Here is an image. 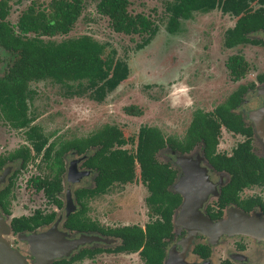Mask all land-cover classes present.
Wrapping results in <instances>:
<instances>
[{
  "label": "trees",
  "instance_id": "16d2710c",
  "mask_svg": "<svg viewBox=\"0 0 264 264\" xmlns=\"http://www.w3.org/2000/svg\"><path fill=\"white\" fill-rule=\"evenodd\" d=\"M10 1L0 0V47L15 55L0 74V115L12 127L26 129L28 144L20 145L7 156L0 157V167L6 160L17 159L19 169L14 170L12 175L15 177L28 162L40 155L51 171L50 176L35 175L27 181L35 191H42L47 202L60 208L62 202L56 193L62 188L63 155L70 150L77 155L86 154L80 165L93 170V186L73 191L78 209L65 217L63 227L118 238V244L104 251H139L144 264H152L154 251L157 258L162 256L158 251L164 248V239L171 235V213L180 202L179 195L168 189L174 179V170L157 159L160 150L168 147L183 152L200 141L209 163L215 169H225L231 174L227 188L239 189L264 180V162L251 152V128L234 111L248 90L264 82V72L255 74L254 81L238 84L210 111L195 109L181 139L165 136L156 127L141 125L134 140L129 141L133 143V149L129 150L123 147L128 140L121 130L115 125L104 124L82 137L58 143L48 141L31 124L33 118L27 112L30 82L51 79L64 84L76 81L77 88L72 94H86L95 101H101L127 77L128 68L123 60L110 55L102 56L103 46L87 35L59 42L49 39L70 31L84 0H29L14 24L6 19ZM128 3L129 0H97L95 10L107 18L113 32L141 36L137 44V48H141L153 36L156 26L141 13L130 14L127 11ZM214 8L234 17L232 26L223 32L222 44L225 48L239 44L264 48V38L249 37L251 33L264 31V0H172L165 6L168 12L165 30L174 33L180 20L189 18L192 12H207ZM224 65L233 81L244 77L248 70V64L240 54L227 56ZM82 80L85 84H82ZM123 111L129 115L140 114V110L132 105L125 106ZM221 128L244 137L228 155L216 152ZM136 171L147 191L144 203L150 216L154 215L153 219L149 218L143 227H110L85 216L88 198L106 192L113 184L132 182ZM12 186L13 181L0 190V206L3 208L5 203L2 199ZM54 216V211L42 213L34 209L31 215L13 217L10 225L15 231L33 230L50 223ZM99 251V248H84L68 260L59 259L54 264H66Z\"/></svg>",
  "mask_w": 264,
  "mask_h": 264
},
{
  "label": "rangeland",
  "instance_id": "374dc122",
  "mask_svg": "<svg viewBox=\"0 0 264 264\" xmlns=\"http://www.w3.org/2000/svg\"><path fill=\"white\" fill-rule=\"evenodd\" d=\"M96 1L84 0L82 10L70 31L49 39L59 42L87 35L103 46L102 56L110 55L125 61L127 77L101 101H95L86 94H72L77 88L76 81L64 84L51 79L30 82L27 112L33 118L31 124L48 141L58 143L82 137L104 124L115 125L121 130L128 140L123 147L129 150L133 149V143L129 141L134 140L141 125L156 127L165 136H180L192 111H210L238 84L254 81L255 74L264 72V48L260 45L239 44L232 48L223 46V32L232 26L234 17L221 13L217 8L207 12H192L189 18L180 20L174 33H168L165 30L168 17L165 6L172 0H129L127 11L130 14L141 13L156 26L150 40L137 48L141 36L113 32L107 18L96 12ZM28 3L29 0L9 2L6 19L10 24L15 23L18 14ZM249 37L264 38V32L251 33ZM231 54H240L248 64L246 74L237 81L231 80L224 65L227 56ZM14 56L0 47V74ZM81 82L85 84L84 80ZM256 88H264V83L255 85L254 89ZM242 99L244 101L235 111L247 124L253 125L256 136L264 145V96L249 91ZM128 105L139 109L140 114H126L123 108ZM259 115L261 121H257ZM254 121H257L256 126ZM25 131V128L12 127L0 115V152L28 144ZM241 139L242 137L221 129L217 149L230 153L235 143ZM166 152V149L160 150L157 159L163 161ZM71 160L78 158L72 153H66L63 156L64 166ZM187 161L186 156L175 155L174 163L185 174L190 173L185 166ZM50 173L40 155L18 172L13 188L14 214L22 212L28 215L34 209L47 211L52 208L41 193L34 191L26 181L29 177L50 176ZM70 173L67 170L61 176L62 180L65 179L64 188L68 191L85 184L84 181L89 179L84 177L82 181L73 183L74 178L69 177ZM146 194L136 171L132 182L113 184L105 194L93 197L89 201L88 216L103 226L131 223L141 225L147 220V208L144 204ZM188 209V212L195 211L191 205ZM190 217L193 216L186 215V219ZM1 236L4 240L7 239V243H12L9 235ZM26 236L21 235L19 238L27 243ZM27 253L31 254L30 243H27ZM32 258V264H39L36 258ZM106 260L105 264H119L121 257Z\"/></svg>",
  "mask_w": 264,
  "mask_h": 264
},
{
  "label": "flooded vegetation",
  "instance_id": "af4514ba",
  "mask_svg": "<svg viewBox=\"0 0 264 264\" xmlns=\"http://www.w3.org/2000/svg\"><path fill=\"white\" fill-rule=\"evenodd\" d=\"M253 89L248 90L247 92L253 91ZM243 101L244 100L242 99L241 102ZM241 119L245 125H248L251 128V152L257 158L262 159L264 162V145L260 143L261 141L256 136L253 125L247 124L242 116ZM260 119L261 117L259 115L257 121H261ZM257 121L255 123L256 125ZM188 124L189 122L187 123L183 131L180 133V136H170L176 137L177 139H181L185 134V130L187 129ZM221 129L227 131L224 128ZM227 132L235 136L242 137L240 141H242L244 138L238 133H232L229 131ZM237 143H235V145ZM217 146L218 143L216 145L217 153H223L225 155L230 154L218 151ZM164 149H166L167 152L166 157L162 162H165L171 169L174 170V179L172 183L168 186V189L179 195L180 202L171 213V235L170 237L164 239L166 241L164 248L161 251H158L161 253L162 256L160 258H157V252L154 251L151 260L152 264H264V238L257 239L255 237H251L249 235L241 233L233 235H227L224 233L219 235L218 237H212L210 239L207 235L201 233L200 230L194 229V225L199 229L200 225L206 224L208 226L206 219L212 222H216L217 220L224 218L226 215L236 216L237 211L250 216L255 215L256 219H259V217L264 218V180L262 182L250 183L248 185L240 187L239 189L227 188V184L230 180L231 174L225 169H215L209 163L208 159L202 152V143L200 141L195 143L189 150L183 152L174 151L168 147ZM11 151L12 150L6 152L1 151L0 157L7 156ZM67 153H72L76 158H78V160H71L69 164L64 166L65 171L68 170L71 172L69 174V177L74 178L73 183H78L82 181L84 177H89V179L87 181H84L85 184L69 189V192L67 193L68 190L64 188L65 179L62 180L61 177L62 188L59 192L56 193V196L62 202L61 207L57 208L54 204L50 203L52 205V208L50 210H40L42 213H49L50 211H54L55 216L50 223L46 225H41L33 230L15 231L11 228L10 221L13 217L28 216L31 215L33 211L28 215L23 214L22 212L20 214H14L12 212V205L14 204L13 188L16 177H12V175L14 170L19 169V161L17 159H14L13 161L6 160L2 164V166L0 167V175L4 173V176L2 179H0V190L7 184L11 183V181H13V186L11 187L9 193H7L2 199V201L5 203L4 208L0 206V233H2L0 234V242L8 245L11 249L15 250L25 260L27 264H32V257L35 258V256L32 254L28 255V242L26 243L25 241L21 240L19 236H29L32 234L36 235L45 232L53 225L55 220L60 217L61 214V218L56 224V234H54V237L50 240V242L45 248L35 251L37 254V259L39 260V264H54V262L59 259L68 260L71 256L77 254L81 249L84 248L88 250L99 248L101 249V251L91 253V255H84L83 257L75 259L66 264H105V262L107 261L106 259H114L118 256L121 257L122 261V263L120 261L119 264H144V260L140 256L139 251H104L105 248H111L118 244V238L104 236L93 231L82 232L77 230H69L63 227V221L65 217L71 212L78 209V204L75 201L73 191L77 188H91L93 186L94 176L93 170L84 168L80 165L81 161L87 156L86 154L77 155L72 150L68 151ZM175 155H182L188 158V161L186 162L185 166L188 167L190 173L185 174L184 172H182L181 168L174 163ZM73 164L75 168L73 167ZM73 169L74 172H72ZM78 172L86 173L78 174ZM36 192H40L41 195L44 197L42 191ZM106 192L94 195L87 199V210L85 211V216L88 217V219L98 222L94 218H90L88 216L89 201L93 197L103 195ZM182 193L188 197L189 202L187 203V206L184 205L185 198ZM67 203L69 205L71 203L72 205L70 211L65 210V206ZM189 205H191L195 211L188 212ZM146 211L147 222L149 221V218L153 219L154 215L151 214L150 216V213L147 209ZM186 215H191L193 217H190V219H186ZM145 223L139 226L143 227ZM123 225L137 224L131 223ZM63 233L65 234L64 237H62ZM3 234H5V236L7 237L10 236V238L12 239V243H7V239H5V241L1 236ZM91 235L97 236L101 239L105 238L109 240L108 242H112V240H117V243L115 245H108V242H104L101 240H92L90 242L78 244L67 255H63L60 257H52V255L56 254L57 252V242L79 239L82 236Z\"/></svg>",
  "mask_w": 264,
  "mask_h": 264
},
{
  "label": "water",
  "instance_id": "95a60500",
  "mask_svg": "<svg viewBox=\"0 0 264 264\" xmlns=\"http://www.w3.org/2000/svg\"><path fill=\"white\" fill-rule=\"evenodd\" d=\"M254 93L262 94L264 96V88H256L253 90ZM264 112V109H263ZM256 123V121H254ZM256 126V124H255ZM257 129V127H256ZM85 157V156H83ZM73 167L75 168L74 164ZM74 172V169L73 171ZM86 172H78V174H84ZM4 173L0 175V179H2ZM69 191H67L68 193ZM183 194V193H182ZM185 200L184 205L187 206L189 202L188 197L183 194ZM70 202V201H69ZM71 205V203H70ZM68 203L65 206V210H71L72 205L70 206ZM255 215H246L242 212L237 211L236 216H228L226 215L224 218L217 220L216 222H212L207 220L208 226L206 224L200 225V229L195 227V230H200L201 233L208 236V238H215L221 234L233 235V234H245L251 237H255L257 239L264 238V218L256 219ZM61 218L58 217L53 225L43 233L32 234L26 236L27 242L31 245V254L35 256L37 259V254L35 251L41 250L45 248L50 240L56 234V224ZM92 240H101L104 242H108L107 239L98 238L97 236H82L79 239L68 240L57 242L56 254L52 255V257H60L63 255H67L73 248H75L78 244H82L84 242H90ZM39 263V260L37 259ZM0 264H27L25 260L13 249H11L8 245L0 242Z\"/></svg>",
  "mask_w": 264,
  "mask_h": 264
},
{
  "label": "crops",
  "instance_id": "0c3cea01",
  "mask_svg": "<svg viewBox=\"0 0 264 264\" xmlns=\"http://www.w3.org/2000/svg\"><path fill=\"white\" fill-rule=\"evenodd\" d=\"M259 32H264V31H259ZM116 243H117V240H112V242H108V245H115Z\"/></svg>",
  "mask_w": 264,
  "mask_h": 264
},
{
  "label": "bare ground",
  "instance_id": "6f19581e",
  "mask_svg": "<svg viewBox=\"0 0 264 264\" xmlns=\"http://www.w3.org/2000/svg\"><path fill=\"white\" fill-rule=\"evenodd\" d=\"M64 236H65V234L63 233V234H62V237H64Z\"/></svg>",
  "mask_w": 264,
  "mask_h": 264
}]
</instances>
